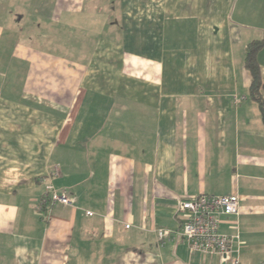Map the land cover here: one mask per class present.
<instances>
[{
    "label": "crops",
    "instance_id": "1",
    "mask_svg": "<svg viewBox=\"0 0 264 264\" xmlns=\"http://www.w3.org/2000/svg\"><path fill=\"white\" fill-rule=\"evenodd\" d=\"M261 40L264 0H0V264H224L158 241L203 194L264 264Z\"/></svg>",
    "mask_w": 264,
    "mask_h": 264
},
{
    "label": "built area",
    "instance_id": "2",
    "mask_svg": "<svg viewBox=\"0 0 264 264\" xmlns=\"http://www.w3.org/2000/svg\"><path fill=\"white\" fill-rule=\"evenodd\" d=\"M2 93L0 92V99ZM55 175L60 171L56 169ZM48 201L51 207L56 205L68 206L72 204L69 195L48 187ZM183 224L180 230L158 229L157 237L161 245L168 242L182 240L188 243L194 253L219 255L224 264H240L241 238L239 235H225L220 233V226L224 219L239 214V199L236 196H213L203 194L193 199L179 203ZM42 210V206H40ZM88 216L93 213L87 212ZM126 228H130L126 225Z\"/></svg>",
    "mask_w": 264,
    "mask_h": 264
},
{
    "label": "trees",
    "instance_id": "3",
    "mask_svg": "<svg viewBox=\"0 0 264 264\" xmlns=\"http://www.w3.org/2000/svg\"><path fill=\"white\" fill-rule=\"evenodd\" d=\"M263 49H264V40L254 41L250 43L246 49L245 67L250 72L252 77V83L249 89L250 96L255 102H257L261 110L262 119L264 121V97H263L264 81L262 79L261 66L258 61V55ZM48 193L43 203L45 204V206H48L50 208L51 205L49 204L47 198ZM43 207L44 206H42V211L44 209ZM43 212L48 213V210L46 209Z\"/></svg>",
    "mask_w": 264,
    "mask_h": 264
},
{
    "label": "rangeland",
    "instance_id": "4",
    "mask_svg": "<svg viewBox=\"0 0 264 264\" xmlns=\"http://www.w3.org/2000/svg\"><path fill=\"white\" fill-rule=\"evenodd\" d=\"M80 24H82V21H80Z\"/></svg>",
    "mask_w": 264,
    "mask_h": 264
}]
</instances>
